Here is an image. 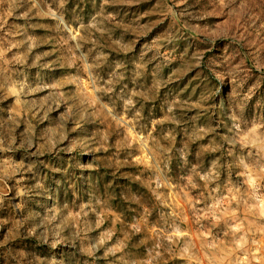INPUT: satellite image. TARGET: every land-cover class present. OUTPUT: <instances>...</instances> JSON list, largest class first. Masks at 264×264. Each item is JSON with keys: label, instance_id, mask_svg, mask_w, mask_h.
Here are the masks:
<instances>
[{"label": "rangeland", "instance_id": "374dc122", "mask_svg": "<svg viewBox=\"0 0 264 264\" xmlns=\"http://www.w3.org/2000/svg\"><path fill=\"white\" fill-rule=\"evenodd\" d=\"M0 264H264V0H0Z\"/></svg>", "mask_w": 264, "mask_h": 264}]
</instances>
